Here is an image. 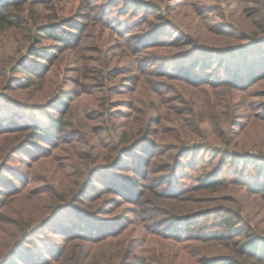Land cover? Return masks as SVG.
<instances>
[{"label":"rangeland","instance_id":"1","mask_svg":"<svg viewBox=\"0 0 264 264\" xmlns=\"http://www.w3.org/2000/svg\"><path fill=\"white\" fill-rule=\"evenodd\" d=\"M41 1L29 0L24 7L22 3L11 6L10 19L0 22V81L10 80L7 86H0V125L6 130L0 131V173L11 179L7 184L1 185L0 182V202L3 201L0 209V220L3 221L0 222L3 227L0 253L8 251L14 243L16 246L21 243L25 233L31 236L27 246L32 248L36 244L37 252L56 249L67 238L60 230L65 224H70L75 214L70 208L80 205L91 209L95 214L93 219L96 217L103 225L115 223L110 225V231L114 232L123 225L127 228L131 254L135 256L132 255L129 261L139 258L147 261L151 251L171 248L177 252L185 243L179 245L166 239L179 226L176 225L177 219L168 214L170 206L164 205L163 199H158L161 189L154 179L159 175L160 181L165 178L169 181L167 186L174 192L196 185L198 179L208 172L225 180L220 190L212 194L192 193V199L181 203V207L186 206L189 212H208L203 217H190L189 221L195 220L190 226L195 230L193 234L197 233V225L205 222L206 216H233L241 209V216L250 220L248 225L264 235V195H249L244 188L245 183L255 182L253 177L264 173L263 168L257 171L253 164L245 167L240 163L236 169L231 161L226 163L220 156L211 155L228 148L242 155L248 153L264 158V153L260 152L264 141V82L249 90L217 82L229 79L232 75L229 70L235 66L228 63L225 53L213 49L228 45L216 34L220 28L228 29L229 14L234 10L236 0ZM135 1L148 3L147 9L137 10L133 5ZM150 4L160 10H151ZM56 16L62 18L56 22ZM143 16L150 22L143 23L136 30ZM66 19L77 24L86 21V30L80 39L83 46L79 49L66 50L64 43L49 38L40 29L57 23L64 32L68 30L71 33H64L63 38L75 40L78 32L65 24ZM232 20L236 21L238 17ZM127 24H132L130 33L118 34ZM151 26L168 37L193 38L196 42L191 48L192 56L187 55L188 47L147 46L134 52L136 59L129 57L131 49L141 45L143 36L146 43L151 41L149 35H143L140 43L132 40V36L140 33V29L146 33ZM202 34L204 38L210 34L212 40L217 38L218 41L203 42L199 39ZM127 40H131L130 48ZM78 43L75 40V46ZM199 46L207 48V53L203 54V48ZM31 50L39 55L31 58ZM52 52L58 57L49 64L44 55ZM193 56L201 57L207 63L205 68V64L202 65L203 71L202 68L197 70L198 74L216 83L191 86L172 77L157 79L159 75L150 72L157 68L173 73L193 66ZM221 56L227 57L224 65L215 62L217 59L221 61ZM113 57L116 61L112 60ZM118 57L121 59L119 62ZM33 59L44 64L41 72L46 75L40 83L26 89L24 82L29 84V77L35 79L37 76L26 73L19 65L22 62L30 64ZM122 64L126 69L121 73L118 71L116 79H107L106 71ZM138 64H142L145 72L149 73L141 75L142 68L136 71L135 65ZM133 73L135 80L132 82L129 76ZM155 81L162 109L155 106L158 101L154 104L150 94ZM45 90L48 95L44 94ZM64 111L66 133L57 147L38 141L21 150L19 147L9 149L11 143L18 144L24 138L18 133L13 135L10 129L13 128L12 122L37 123L46 127ZM160 113L164 119L158 123ZM149 118L153 122L150 123ZM198 122L203 132L205 127H216L220 134L221 128L228 126V135H220L222 141H215L217 144L213 145L212 139H207L204 133L205 138L194 132ZM246 126V132L241 133L240 130ZM151 141L157 149L151 146ZM159 149L162 155L156 154ZM168 150L173 151L172 155L167 153ZM2 168L11 172L5 173ZM26 177L28 180L24 184ZM112 181L120 184L129 181L132 190L139 189L144 193L142 201L134 204L123 196H117L114 189L108 188ZM40 192L45 193L38 195ZM88 194L91 198H86ZM80 197L83 203L76 201ZM63 201L68 202L64 210L55 219L43 222L52 208ZM214 208L223 211L209 213ZM206 223L208 226L212 224ZM237 226L243 232L247 227L243 224ZM208 229L228 232L219 223ZM178 234L183 236L187 232ZM237 238L230 239L228 243ZM190 244L192 254L200 251L198 241ZM109 246L110 243L96 245L95 253ZM209 254L219 253L212 250ZM188 257H185V263L194 264Z\"/></svg>","mask_w":264,"mask_h":264},{"label":"trees","instance_id":"2","mask_svg":"<svg viewBox=\"0 0 264 264\" xmlns=\"http://www.w3.org/2000/svg\"><path fill=\"white\" fill-rule=\"evenodd\" d=\"M28 1L29 0H0V22H4L10 19L9 12L11 6L15 7L21 3L23 6ZM147 4L148 3L142 1H135L133 5L137 8V10H146ZM150 5H152V8H150L151 10H160L157 6L153 4ZM235 16L238 17V20L236 21L232 20ZM155 17L160 18L159 14H155ZM60 18H62V16L59 18L58 16H56L54 17V20L57 22V20H59ZM229 18L230 19L228 20V29L220 28L218 30V33L216 34V36L219 37L220 40L226 41L228 45L221 46L220 48H216L213 50L225 53V55L228 57V63H234L235 66L234 68H230L229 70L232 74L229 79L219 80L217 82H223L220 84H226L237 89L249 90L253 86L264 82V0H236L235 8L229 14ZM149 22L150 21L146 19V16H143L138 25L136 26L138 27L136 28V30L139 29L143 23L147 24ZM65 24L71 28L76 29V31L78 32V37L77 39H75L77 43L79 42L78 46H75V40L69 41L63 38L64 33L69 34L70 32L68 30H66L67 32H64L62 26L57 25V23H54L53 26H48L46 28L40 29L43 30L45 34L49 36V38H53L59 42L64 43L67 47L66 50H71L74 47L77 49L81 48L83 44L81 43L80 39L84 31L86 30V21L77 24L72 19H70L67 20ZM131 26L132 24H127L126 27L118 31V34H123L124 32V35H126L130 33ZM139 31L140 33L132 36V40H139L140 43V38L143 35H149L148 38L150 37L151 41L149 43H146L147 41L146 39H144L145 36H143V38L141 39L142 42L140 43L141 45L134 46L131 49L133 52L130 51L128 54L129 57H134V52L140 51L142 47L145 48L147 46L152 48H166L168 46L175 48L188 47L187 55L192 56L190 55L192 53L191 48L195 46L196 41L191 37H180L178 35L168 37L162 34L164 32H157V28L156 30H154L153 26L146 29V33L143 29H140ZM211 37L212 35L208 34V36L204 38L202 34L199 39H201V41L203 42L218 41L215 36H213L215 40H212ZM130 41L131 40H127V45L129 48ZM199 47L203 48V54L207 53V48H205L204 46ZM57 51L56 53L58 54ZM38 55L39 54L33 50H31L29 54L31 58L37 57ZM49 55H44V57L46 61L49 62V64H52L55 61L56 57H58V55L55 56V52H52ZM227 57H222L221 61L217 59L215 62H221L224 65L226 63L225 59H227ZM119 58L120 57H118L117 62L121 61V59L119 60ZM134 59L136 58L134 57ZM112 60L116 61L115 57H113ZM112 60L110 61L112 62ZM192 60L194 67L189 66L187 68H181V70L173 73L169 72V70L167 69L162 71L160 69L153 68L150 72L159 75L157 76V79L172 77L175 81H183L184 83L186 82L191 86H200L206 83H216H213L210 78L198 74L199 72H197V70L199 68H202L203 64H205L203 68L207 67V63H204L203 58L193 56ZM42 67H45L44 64L37 63L36 61H34V59L31 60L30 64L22 62L19 65V68L24 70L26 73H33V76H37V78L35 79L29 77L30 82L29 84L27 82H24V88L28 89L30 88V85L33 86V84H38L44 79L46 74H43V71L41 72ZM118 67L119 68L113 67L110 68V70L106 71L108 76L107 79H116L117 72L120 71L121 73L122 70L126 69L124 64ZM140 68L143 69L141 72L139 71L141 75H144V73H149V71L145 72V68L142 66V64L135 65L136 71L140 70ZM203 68L201 69V71H203ZM129 77L131 78L132 82L135 80L134 73L130 74ZM8 82H10V80L3 82L2 79L0 81V86H7L8 84L6 83ZM154 84L155 85L152 88L150 94L153 96L154 104L158 101L155 106H157L158 109H162L160 98L157 96V81H155ZM44 94L48 95L47 90L44 91ZM77 95L78 94H76V96ZM65 114V111L61 112L59 118H56V120L54 119L52 123L46 127L41 126L37 123L23 124L17 121L12 122L11 126L13 128L10 129H12L11 132L13 133V135L15 133H18L24 138L22 139L23 142H20L18 144L11 143L9 145V149L14 150L16 147H19L18 149L21 150L23 149V147L25 148V146H29V144L34 145L38 141H44L50 144L51 146L53 145L57 147L61 138H63L66 133L65 129L67 124L65 122ZM163 119V115L160 113L158 123H161ZM150 120L151 119L149 118V121ZM151 122L153 121H150V123ZM227 124H225V126ZM246 128L247 126L245 128H242L240 132L245 133ZM204 129L206 131H200V123L198 122L197 125L194 127L195 131L193 130V128L192 131L201 133V136L204 138L205 136L207 139L211 138V142L213 145L217 144L215 143V141H222L220 140V135H222L223 137H226L228 135V133H226L228 132V126L221 128L220 134L218 133V130H216V127H212L210 129L205 127ZM0 131H6L3 125H0ZM206 132H208V134H206ZM203 133L205 134V136ZM150 144L154 149H157V146L153 141H151ZM261 145L263 150H261L260 152L264 153V141ZM123 147L124 146H122L121 149ZM32 148L35 149L36 147ZM44 149L47 150L48 148ZM157 151H159L156 153L157 155L163 154L162 150L159 149ZM142 152L147 153L148 151L145 152L142 150ZM167 153H170V155H172L173 151L168 150ZM211 155H214V157L220 156L226 163L228 162V160L231 161L234 164V167H236V169L239 164L242 163V165H245V167H249L250 164H253L256 167L257 171H261L262 168L264 170V164H261L262 166L260 165L261 161H264L263 157L257 158L248 153L242 155L237 153L236 151L229 150L228 148L225 150H218V152L212 153ZM3 171L5 173L11 172L4 169ZM236 171L237 170H235V172ZM12 174L15 177H18V175L16 176L14 172H12ZM263 176L264 173L261 172L259 173V176L253 177L255 182H247L244 184V188L247 194L252 196L264 195ZM27 180L28 178L26 177L24 180V184ZM154 180L157 181L156 185L159 183L158 186L161 189V192L157 195L159 197L158 199H163V204L166 206H170V211L168 212V214L173 215V217L177 219L176 225L179 226L177 228V231H175L173 235L169 236L170 238L167 237L166 239L167 241H170L172 243H178L179 245H183V243H185V246L179 247V250L177 252L172 251L171 248L166 251H151L148 257L149 261H145L144 259L140 258L134 261H129L128 259L130 257H133L134 255L131 254L132 245L127 237V228H124L123 225L121 228H118L114 232L110 231V225L113 222H110V224H107L106 226L103 225V223L99 222L100 220L96 217L93 219L95 214L91 209L88 210V208H85L80 205L73 206L70 208L74 210L75 214L72 216V220L71 222H69L70 224H65L60 230V232H64L63 234H66L67 236L63 244L58 245V247H56V249L54 250L43 251L42 255L40 251H36V244L32 248L30 246H27L26 243L28 242L29 238H31V236H28V233H25L21 243H18L17 246L14 243L8 251H6L5 253H0V264H186L185 257H188V255V258L190 259V261H193L194 264H264V235H260L258 232H255L256 228H254L253 230V227L251 225H248L250 224V222L248 223V221L250 220H245L243 216H241V209L236 212L233 216L226 215L222 218H219V216H216V214H214V218L206 216L205 222L198 224L196 230L197 233L193 234L195 230L190 226L195 220L191 219L189 221L190 217H203L205 215H208V212L206 214L201 212H189V209H187L186 206L181 207V203H186V199H192L190 197L192 193L212 194L220 190L225 180L219 178L218 176L214 177L212 172H208L204 177H200L198 179L196 185L186 190L183 189L179 192H174L173 190L168 188L167 185L169 181L166 178L163 181H160V175ZM9 181H11L9 176L1 175L0 173V182L2 183L1 185L7 184L6 182ZM91 182H93V179L91 180ZM128 183L129 181L123 184H120L119 182L114 183L112 181L108 184V188L112 190L114 189V191H116L117 196H123L125 199H128V201H133L134 204L140 203V201H142L141 198L144 193H142V191L139 189L132 190ZM0 190L2 189L0 188ZM43 193L45 192H40L38 195H43ZM38 195H35L34 197H41ZM89 195L90 194H88L86 198H91V196L89 197ZM187 195H189L190 198H186L188 197ZM54 201L55 199L53 200V202ZM76 201H78V203L84 202L83 198L81 197ZM2 202H0V209L2 208ZM63 202L64 203L58 204L54 208H52V211L48 214V216H46L43 222H49L50 219L59 215L60 212L66 207L65 205H68V202ZM33 211L36 212L35 208L33 209ZM37 211H40L39 207H37ZM216 211L223 210L221 208H214L213 210L209 211V213ZM237 220L238 222H236ZM0 222H3L2 219L0 220ZM206 222L212 223L211 226H208L209 224H207ZM217 223L223 224V226L228 229V232H219L216 230L213 231L211 230L213 228H211L210 230L208 229L210 227H214V225H216ZM238 224L248 226L243 232V229L237 226ZM27 228L29 227H26V229ZM2 231L3 227L0 225V233H2ZM179 232H187V234L182 236V234H178ZM109 236H111L112 238H109ZM32 237L35 238V236ZM236 237H238L237 240L228 243L230 239ZM197 241L200 243L197 245L201 249L195 254H192V252L189 251V247L191 246L190 243H195ZM102 243H110V246L105 249H98L95 253L96 250L94 247ZM86 245H91L94 249ZM212 250H216L219 254H209Z\"/></svg>","mask_w":264,"mask_h":264}]
</instances>
